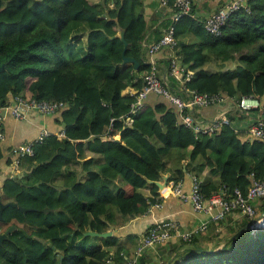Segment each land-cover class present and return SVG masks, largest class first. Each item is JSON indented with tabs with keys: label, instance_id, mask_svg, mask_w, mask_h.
Wrapping results in <instances>:
<instances>
[{
	"label": "trees",
	"instance_id": "trees-1",
	"mask_svg": "<svg viewBox=\"0 0 264 264\" xmlns=\"http://www.w3.org/2000/svg\"><path fill=\"white\" fill-rule=\"evenodd\" d=\"M141 4V0H0V66H4L0 107L18 94L67 103L60 111L62 138L51 134L37 144L34 155L22 161L29 169L24 178H7L2 185L0 207L15 202L35 211L4 209L0 235L11 225L17 230L0 244V264H106L111 257L107 248L117 238L85 232H107L115 224L112 209L127 219L147 213L158 196L157 186L149 181L161 180L167 169L164 156L171 149L192 147L190 164L202 159L204 171L219 176L217 187L202 183L206 196L223 188L246 193L251 174L264 180V143L245 132L243 138L233 123L214 134H195L178 122L176 109L160 104L144 105L134 113L131 126L123 124L121 117L143 86L141 76L150 70L142 57L147 23L139 11ZM172 23L178 39L175 55L188 72H195L185 87L236 101L257 97L262 105L255 110L263 118L264 0H245L220 37L208 34L202 21L189 15ZM122 29L125 55L139 62L137 70L134 63L123 61ZM186 35L194 39L183 40ZM82 38H86L83 53L78 50L81 54L75 55L73 42ZM211 56L221 65L215 72L204 69ZM170 79L173 82H165L170 91L188 98L180 81ZM127 89L134 94H124ZM83 155L82 176L58 187L57 177ZM96 158H103L98 171L91 168ZM184 175L178 168L169 180L177 182ZM143 188H150L155 197H147L140 191ZM202 233L180 242L178 247L186 248L176 264H264V228L246 229L211 248L200 246L210 242ZM173 252L174 248L170 255Z\"/></svg>",
	"mask_w": 264,
	"mask_h": 264
},
{
	"label": "crops",
	"instance_id": "crops-1",
	"mask_svg": "<svg viewBox=\"0 0 264 264\" xmlns=\"http://www.w3.org/2000/svg\"><path fill=\"white\" fill-rule=\"evenodd\" d=\"M141 1L142 4L139 11H142L147 23V30L142 42V57L148 64L155 62L157 73L161 80L166 83H171L173 81L170 79L169 75V58L171 55H177V50L161 48L154 54L150 55L147 48L151 43L158 40L164 33L167 26L175 20L176 12L172 7L161 5L159 0ZM192 1L194 18L198 21H203L212 12L225 6L232 0ZM182 39L192 41L194 38L191 35H186L183 36ZM84 45H86V38H82L80 43L73 42L72 49L80 50L83 53L82 47H84ZM208 63H211V66L215 69H206L205 66ZM208 63L204 66V69L208 72H215L220 69L219 67H221L220 62L214 60L212 56ZM226 65V67L229 66L228 63ZM131 92H133L132 89H127L124 94ZM160 104L165 105L169 109H176L164 97L155 93H149L144 100V108H154ZM193 112L197 120L203 124L214 121L219 115L225 113L230 120H232L235 128L240 130L243 138L246 137L244 132L249 124L255 119L260 118L259 112L256 110H253L250 113L241 112L237 108L235 100L231 98L221 103L196 108ZM3 117L5 138L0 141V191L7 178L17 176L16 179L21 180L24 178L25 172L29 171L28 165L25 162L21 163L18 168H15L12 164L13 148L28 143L39 136V134L44 130L49 131L51 134H56L57 136L63 132V124L61 123L62 113L60 111L53 114H40L32 111L25 119L20 120L13 117L8 110L4 112ZM262 119H264V117ZM191 150L192 147L185 150L171 149L164 156L167 163V169L162 173L161 180L164 179L163 176H168L167 186H169L172 182L169 180L171 177V171L181 168L185 172L184 177L181 179L182 190L185 193H189L192 188V176L195 174L194 171L199 174L198 177L203 184H212L215 187L219 186V176L208 175L209 169L204 171L203 167H201L203 165L202 159L192 165L190 164L191 161L189 154ZM88 155L92 154L88 153ZM84 160L85 155L81 156L78 161L70 163L64 169L63 173L57 177L54 183L58 187H65L78 180L84 173L81 168V163ZM102 164L103 158H96L92 163L91 168L98 171ZM114 185L115 183L110 181L111 188L116 190ZM140 191L147 197H155V194L151 192L150 188H143ZM165 191H167V188L163 189L162 192ZM156 194H160L159 188L157 189ZM254 205L259 212L264 213V198L256 199L254 201ZM112 213L114 215L115 224L111 225L109 230L113 231L111 236H115L117 238V242L115 245L107 248L110 251L111 257L108 259L109 263L106 262V264H126L129 260L134 259L136 257L135 250L142 236L146 233L148 228L158 220L173 219L177 221L179 232L188 231L208 220V215L206 213L196 212L190 202L184 201L179 196L172 193H165V195L162 196L160 207H151L147 213L141 216L127 219L121 216L114 209H112ZM249 224V220L240 212L228 214L219 222H210L207 230L202 233L205 236L210 237V242H201L200 246L211 248L213 243L214 246H216V244L223 245L227 238L238 233L237 231L242 227V225L245 227ZM10 227H15L13 231L17 230V226L15 225H11ZM175 235L176 236L164 244H159L146 249L144 253L137 257L136 264H176L178 255L183 253L186 247H178L182 239L178 236V232ZM100 244L103 245L101 240ZM118 247H120L121 250L117 253ZM173 248V255H170Z\"/></svg>",
	"mask_w": 264,
	"mask_h": 264
},
{
	"label": "built area",
	"instance_id": "built-area-1",
	"mask_svg": "<svg viewBox=\"0 0 264 264\" xmlns=\"http://www.w3.org/2000/svg\"><path fill=\"white\" fill-rule=\"evenodd\" d=\"M163 6H171L176 12L175 20L184 15L194 17L192 0H159ZM245 7V0H232L225 6L217 9L207 16L203 21L204 30L215 37L222 35L223 26L229 17L238 12L240 8ZM174 20V22H175ZM178 45V39L175 35V24L167 26L162 36L151 43L147 51L150 55L154 54L161 48L175 50ZM169 75L179 80L181 88L188 93V98H182L172 93L165 82H163L158 73L155 62L150 63V70L142 74L143 86L140 91L135 93V99L130 105L129 111L121 117L123 124L131 126L134 118L133 115L144 106V100L149 93H155L167 99L178 111V122L195 134H214L224 125H231L232 121L225 114L219 115L214 121L207 124L201 123L194 115L193 110L204 106L224 102L229 97L220 94L198 93L188 90L185 83L188 82L193 72H188L186 65L182 64L176 55L169 58ZM131 94H134L131 92ZM232 99V98H231ZM235 100V99H234ZM237 108L244 113L261 107L262 102L257 97L242 96L239 101L235 100ZM67 103L60 100H38L36 98L27 99L22 94L11 96L9 102L0 107V141L5 138L4 117L1 112L10 111L11 115L17 119H25L32 111L40 114H53L62 111ZM238 128L235 131L238 132ZM51 133L47 130L42 131L39 136L26 144L13 148L12 164L18 168L23 159L34 155V148L41 143ZM245 135L251 139L259 140L264 143V119L257 118L252 121L245 130ZM63 132L58 136L62 138ZM251 184L246 193L239 188L228 192L226 189H219L217 192L206 196L202 191V181L197 175L192 176V188L189 193L182 190V181H172L167 186V191L160 193L151 207H160L161 199L165 193H172L179 196L184 201L192 204L196 212H203L208 215V220L195 226L194 228L179 232L178 222L173 219L158 220L153 223L146 233L142 236L135 250L136 257L129 260L126 264H136L137 257L144 253L146 249L153 246L164 244L171 240L178 232V236L185 242H190L194 235L207 230L210 222H219L228 214L240 212L249 220L253 230L264 228V213L259 212L254 205V201L264 198V180L256 179L254 174L250 175ZM109 263V260L107 261Z\"/></svg>",
	"mask_w": 264,
	"mask_h": 264
},
{
	"label": "water",
	"instance_id": "water-1",
	"mask_svg": "<svg viewBox=\"0 0 264 264\" xmlns=\"http://www.w3.org/2000/svg\"><path fill=\"white\" fill-rule=\"evenodd\" d=\"M119 36H120L122 42L124 43V49H123V52H122L123 61H124V62H132V63H134V69L137 70V69L139 68V62H138L136 59H134V58H130V57H127V56L125 55V51H126V48H127V43H126V41H125V30H124V29H122V30L120 31ZM3 68H4V66H0V72L3 70ZM1 115H4V112H3V111L1 112ZM116 140H119V139L117 138ZM12 178H13V179H16L17 176H14V177H12ZM163 178H164V179L161 180V181H153V182L149 181L151 184L153 183V184H155V185L157 186V188H159V192H160V193H162L163 189H165L166 186H167V179H168V176H163ZM7 207L18 208V209L21 210L23 213H26V212H29V211H35V210L31 209V208H25V207H22V206H20L19 204L15 203V202H7V203H3V204H1V207H0V221L3 220V211H4V209H6ZM252 228H253L252 224H249V225L243 227L241 230H239L238 233H236L234 236L238 235V234L241 233V232H244L246 229H250V230H252V231H255V230H253ZM14 229H15V227H10V228H8L3 234L0 235V244H1L4 240L8 239V235H9ZM256 230H258V229H256ZM112 233H113V231H110V230L107 231V232H102V233L94 232V231H87V232H85V235L94 236V237H95V236H97V237H109V236L112 235ZM234 236H233V237H234Z\"/></svg>",
	"mask_w": 264,
	"mask_h": 264
},
{
	"label": "rangeland",
	"instance_id": "rangeland-1",
	"mask_svg": "<svg viewBox=\"0 0 264 264\" xmlns=\"http://www.w3.org/2000/svg\"><path fill=\"white\" fill-rule=\"evenodd\" d=\"M75 55H80L81 53L78 51V50H72ZM206 69L208 70H211V69H215L214 67L211 66V63H208L206 66H205ZM218 69V68H217ZM116 189V188H115ZM116 209V208H115ZM117 210V209H116ZM97 241L100 243V239H97Z\"/></svg>",
	"mask_w": 264,
	"mask_h": 264
}]
</instances>
